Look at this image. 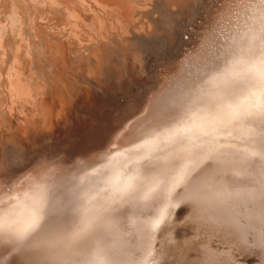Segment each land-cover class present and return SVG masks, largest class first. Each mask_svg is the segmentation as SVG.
Returning <instances> with one entry per match:
<instances>
[{
  "label": "rangeland",
  "instance_id": "rangeland-1",
  "mask_svg": "<svg viewBox=\"0 0 264 264\" xmlns=\"http://www.w3.org/2000/svg\"><path fill=\"white\" fill-rule=\"evenodd\" d=\"M24 1L0 0V12L1 10H3L2 12L7 11L1 15L4 18L2 22L9 18L7 17L9 11V16L16 13L13 10L25 16L26 10H31L30 16H32H28V13L24 18H27V23L34 27L37 25L38 34L41 35V41H39L41 44L37 45L38 50L36 52L34 50V54H31L32 56L35 55L36 58L31 56L29 59L31 61L20 65L17 79L14 78L17 83L15 81L9 85L8 88L12 87L6 88L7 92L1 93L0 90V94L3 95H0L2 96L0 97V204L2 207L8 202L10 203L11 199L21 196L22 191L19 189L24 184L26 188H22V190L24 189L22 194L28 193L29 188L36 186L35 184L43 183L45 178L44 182L47 183L49 189L52 185L59 184L60 180L61 182L63 180L64 183L65 180L69 179L67 183V189H69L74 179L77 180L88 172L85 168L86 165L96 163L110 154L109 159H112L116 170H108L103 184L94 188L100 189L112 178L122 175L127 170L128 174L135 177L133 184L138 186L137 189L140 191L137 194L133 191L121 192L114 196L110 212L114 216L113 220L116 225L114 232L117 233L112 236L114 242L111 244L109 255L106 256L103 264H231L233 261V264H245L246 259L247 264H264V260H262L264 259L262 249L264 223L256 224L254 218V213L257 212L256 205L253 204L250 209L239 206L224 208L221 194L204 195L206 186L220 181L222 176L227 181L228 179L230 181L235 179H233L231 173L233 171L231 170L221 171L222 173H217L218 176L216 174L215 160L217 157L225 159L227 155L224 156L213 145H206L194 154L182 155L183 153H179L173 157L165 156L169 160L163 157L161 151L164 147L163 144L173 137H190L192 140L193 138H209L217 133H226L216 127H213L212 130L202 129L201 117L194 115V109H191L193 107L189 101L186 102V107L179 106L180 102L170 104H166V102L172 97L178 98L181 92L185 93L187 90L192 91V93L211 96L219 84V80L226 79L228 82L235 80L232 72L228 76L226 75L227 67L230 65L234 54L236 55L243 49L242 45L245 40L249 41L251 38L264 42V3L261 0H191L190 5L181 10L186 0H180L176 5L177 8L175 7L178 10H171L169 24L166 23V25L160 22L165 10H150L149 7L152 6L148 5H145L147 8L142 7L141 10H134L129 14L122 11V14L118 13L117 17L113 16L112 20L102 23H99L98 19L93 20L85 17V26H81L85 27L86 31L80 27L79 29H82L80 31L85 34V37L92 38L88 46L86 38H82V36L80 38L79 35L74 38L72 35H68L67 27L65 28L64 24H69V20L65 13L63 15L60 13L56 17L57 13L52 15V12L50 14V11H46L50 7H41L44 13L41 8H35V3H32L33 0ZM93 2L94 0L91 3L90 0H87L86 3H90L88 5L95 4ZM63 3H60L59 10H72L67 3ZM17 6L20 8L17 9ZM108 12L105 11L107 14ZM54 16L56 19L58 18V21L54 19ZM10 18L11 20H9ZM10 18L9 21L6 20L7 23L4 22L5 30L11 24H8L12 21V17ZM44 19H49V21L46 22ZM59 20L61 24L57 27L54 22H59ZM102 26L107 27L103 28ZM2 28L0 29L1 34L3 33ZM109 33L112 37L108 35ZM100 34L101 37L108 39L107 41L119 42L120 45H117V49L114 50L113 48L107 56L102 58L98 56V58L92 57L91 59L81 57L80 52L87 53L86 47L90 49L92 43L93 45L102 44L103 40L100 41ZM113 43L111 45L114 47ZM33 48L36 49V46ZM2 75L0 76V88L8 79V76L2 77ZM244 77L241 81L242 85L245 88L246 86L250 89L257 88L258 93L255 92L251 94L252 96L244 95L239 98L240 102L243 99L245 103L250 104L252 111L244 113L243 117L239 119L238 131L234 133L235 139L232 141L229 139L228 154L230 158L231 155L237 156L238 160L242 162L237 160L241 165L239 171L241 175L248 174L251 170L250 167L253 168L259 163V157L262 153L261 144L264 145L263 140L251 150L245 148L243 143L242 146L240 144L242 132L246 133L245 129L251 127L250 120L254 113L264 110V93L259 91L261 81L254 80L249 75ZM164 86L168 90L166 93L161 90V88L164 89ZM19 88L20 90L17 91ZM23 88L25 89L22 90L24 93L21 91ZM160 90L164 93L161 94ZM160 94L162 96L164 94V96L162 97ZM94 95L95 97L92 99ZM100 97H102L101 103L95 105L94 101ZM157 97L159 99H156ZM150 98L156 100L148 101ZM137 100H140V103ZM141 100L147 103L146 108L143 106L145 103ZM153 102L156 104L154 105ZM137 105L141 107H137ZM153 105L154 107H151ZM195 105L196 103L193 106ZM148 106H150L149 110ZM132 108H135L138 114ZM138 108H142L140 111L147 110V113L143 111L144 115L141 114L144 116L143 121L129 129L127 125L134 123L140 117ZM128 110L131 114L127 112ZM133 110L134 112H131ZM102 113L103 116L100 117ZM132 113L137 114L134 120L131 117L135 118L136 114ZM149 113L152 116H149ZM129 114L135 116H127ZM117 115L120 118L124 116L121 119L118 118L120 123L118 125L122 134L118 137L117 143L112 137L114 132L101 142L102 145L97 143L99 146L92 148L89 153V156L93 154L95 156H91L94 159L92 162L89 159L86 162L83 161L85 164L83 166V162H77V157L66 158L64 152L60 151L61 154L59 151L56 152L63 144L64 148H68L67 151L72 152L77 150V147L85 146L90 138H87L88 134L85 135L87 132L85 128L94 121V118L95 121H99V118L100 120L103 118L102 121L107 119L109 123L112 122L111 127H113L115 125L113 121L116 120ZM125 118L129 120L127 121L128 124L120 122ZM107 120L103 121L105 123L102 124V128L106 126V122L108 123ZM229 120L231 119L229 118ZM95 121L92 122L91 126L96 123ZM105 128L102 130L106 131ZM117 128L115 127V129ZM156 128L162 129V132L150 135L151 132L148 130ZM101 129L100 132L102 133ZM81 130L82 132H80ZM254 130L257 133L255 128ZM251 132L253 131L249 130L248 134L250 135ZM74 135H81L83 139H87L84 140L85 145L81 144L83 142L79 144L77 142V147H74V145L76 146V143L73 142ZM223 135L228 137L227 133ZM64 140L67 141L63 142ZM67 143L68 146H66ZM120 144L124 147H130L115 154V147ZM149 154H152L153 158L151 163H147L143 159ZM55 156H57L56 160H59L60 164L56 160H52ZM59 156L66 158L65 162L69 166L72 164V167L65 165L63 158H61V163ZM46 157L49 159L46 160ZM50 160L51 163L54 162L48 164ZM42 164L45 169H40ZM45 164L48 165L47 168ZM38 167L42 170L41 174L37 171L39 170ZM117 170H119L118 173ZM136 170L141 173V178L136 177ZM31 171H33L32 175ZM229 174H232L231 177ZM23 176L24 178L27 176L26 181L25 179L22 180ZM240 177L239 175L236 176L239 183L243 181ZM17 180H22L21 186L24 182L21 188L18 187L19 184L15 183ZM20 181L18 182L20 183ZM29 181L32 182V185ZM91 188L92 186L89 190ZM15 189L18 190V193L14 191ZM53 190L58 192L57 188ZM81 191L82 189L79 191L80 194ZM11 193H16L17 196L13 197ZM77 197L73 193L63 196L61 201L68 206L71 205V211L69 208H67L69 212L63 210L64 212L61 213L63 216L58 215L57 212L60 211H55L58 215L56 218L53 215L55 213L52 214L51 212L47 217L51 221L53 218L55 220V222L52 221L51 230L39 237L35 235L36 238L33 237L29 240L30 242L24 241L19 246L8 249L4 252L5 261L3 264H28L29 262L31 264H69L70 258L75 262L85 260L100 237L96 235L100 231L93 232V236L92 234L87 236L90 239L87 237V239H80L79 243L78 241L74 244L59 243L60 251H50L49 248L42 245L44 238L54 239L57 231L62 230V228L67 229L71 226L72 221L77 220L75 207H73V205L80 203ZM47 219L46 221H49ZM102 233L103 231L100 234ZM105 237L106 241L109 242L111 235L107 233ZM34 244H36L35 247L37 245L39 248L43 247L42 250L38 248L40 251L36 248L38 252H41L38 253L39 256L38 254L35 255L37 252H35ZM84 244L86 245L83 246ZM25 251L26 255H24ZM27 251L28 258L26 257ZM236 252L237 256L242 252V256L237 258ZM245 253L247 256L250 253L249 256L251 257H247ZM252 253H257V256ZM32 254L36 257H40L42 254V257L36 259ZM251 254L256 256V259ZM232 256L236 258L234 259ZM26 258L28 259L27 263ZM239 258L243 261L238 262L236 259ZM255 260L259 261L256 262Z\"/></svg>",
  "mask_w": 264,
  "mask_h": 264
},
{
  "label": "bare ground",
  "instance_id": "bare-ground-1",
  "mask_svg": "<svg viewBox=\"0 0 264 264\" xmlns=\"http://www.w3.org/2000/svg\"><path fill=\"white\" fill-rule=\"evenodd\" d=\"M179 1L180 0H94L93 3H95V4L88 5V4H90L92 2V0H90V3H88V4L86 3L87 0H33L32 3L33 4L35 3V5H34L35 8H37V7L38 8H41V7H45L46 8V6L50 7V9L49 10L47 9L46 11H48V12L50 11L49 12L50 14L52 12V15H55V13H57L55 15L56 17L60 13H61V15H63L65 13L68 16V20H69L68 21L69 24H66V23L64 24L65 25V28L67 27L66 29H67L68 35H72L74 38L77 37L78 35H79V37L82 36V38H86V41L88 42V43L87 42L86 43L89 46V43L92 41V38L91 37L90 38L85 37V34H83L82 31H80L82 29H85V27H82L81 26V25L85 26L84 25V22H85V19L84 18L85 17L86 18L89 17V18H91L93 20H97L98 19V21H100L99 23H102L103 21L106 22L107 20H110L113 16H116L117 17L119 15L118 13H121L122 11L129 14V13H132L134 10H141L142 7H145V5L146 6L148 5V6H152V7H149L150 10H158V9L159 10H165L164 13H163L165 16L162 15L163 19H161L160 22H163L166 25V23H168V21L170 20L171 10H178V9H175V7H176V5H177V3ZM20 2H21V0H20ZM23 2H25V1L23 0ZM63 2L64 3H67L72 10H62V9L59 10L60 7H61V4L60 3H63ZM190 3H191V0H186V2L184 3V6L182 7L181 10H184L186 7H188L190 5ZM10 4H12V3H10ZM179 6H180V4H179ZM19 8H20V6L17 9H19ZM29 8H30V6H29ZM70 8H68V9H70ZM145 8H147V7H145ZM5 10H6V7H5ZM41 10H42V8H41ZM104 10L106 12H108V10H110V11L107 14V13H105ZM2 11L3 10H1V12ZM14 11L16 13H12L11 12L13 14V16H9L10 15V11H9V15L7 13V15H8L7 17H9V18L12 17V21L11 22H8V24H10V23L11 24L8 27H6V30L4 28V26H5L4 22L6 20L7 21L11 20V18L10 19L8 18L9 20L6 19L4 22H2L4 18L1 15H3L4 13H6L7 11L6 12H2V14L0 12V29H1V27H3L2 28L3 33L1 34V32H0V76L3 73L5 75H2V77L3 76H6V77L8 76L7 77L8 79L6 78L7 79V82L3 86H1V88H0L1 93H4L6 91V88L9 89V88L12 87V86H10L8 88L9 85L15 83V81L17 79L16 77L18 76V73H19V69L21 68L20 65H23L22 63L31 61L29 59H31L30 57L34 54V50L36 52L38 50L37 45L38 44H41L39 42V41H41L40 40L41 35H39L40 33L38 34L39 31H38L37 25L34 27L32 24L27 23L28 22L27 21V18H24L28 13H29L28 16H30V14H32L31 10H28V11L26 10L25 13H27V14L25 16H22L16 10H13V12ZM36 11H37V9H36ZM39 12H41V11H39ZM48 12H46V13H48ZM5 16H6V14H5ZM56 17L54 19H56ZM37 18H39V17H37ZM45 18H48V17H45ZM51 18H52V16H51ZM44 20H41V21H44ZM47 20L49 21V19H47ZM47 20H45V21L47 22ZM56 20L58 21V18ZM64 20H65V18H64ZM7 21H6V23H7ZM52 21H54V20H52ZM57 21L54 22V23L56 24L55 26L59 27L61 23H60V20H59V22H57ZM77 23H79V24H77ZM110 23H111V21H110ZM79 27L82 28V29H79ZM106 27H103V28H106ZM85 31H86V29H85ZM108 32H109V30H108ZM101 34H100L99 37H101ZM1 35L4 36L5 39L2 38ZM108 35L110 36V33ZM110 37H112V35ZM107 40L108 39H106L105 37H101V40L100 41H102L101 42L102 44L96 45L94 43L95 45H93V43H92L91 46H90V49L86 47L87 53L80 52L81 57L86 58V59H91L92 57H97L98 56L99 58L100 57L102 58V57L107 56L108 52L111 51V50H113V48H114V50L117 49V45L118 46L120 45L119 42L113 43V42L107 41ZM82 43H83V41H82ZM112 43L114 44V47H113V45H111ZM33 46H36V49L33 48ZM242 46H243L242 47L243 49L240 50L236 55L234 54V56L231 58L230 65L227 67L228 70H226L227 71L226 75L228 76L232 72V74L234 75L236 81L234 80L233 82H228L226 79L219 80V84L217 85V87L215 88V91L213 92V94L211 96H204V95H201V94H198V93H195V92L192 93V91L187 90L185 93L181 92L180 95H178V98L175 99V97H172V99L170 98L166 102V104H170V103H174V102H180L179 106L186 107V102L189 101V104H191L192 105L191 107H193L191 109H194V111H193L194 112V115H197L198 117H201L200 125L202 126V129L212 130L213 127H216L218 129H221L223 132H226L227 135H228V137L226 135H223V134H226V133H223V134L217 133V134H215V135H213V136H211L209 138H203V139H201V138L200 139H194L193 138L192 140H191L190 137H185V138H180V137L179 138H176V137H173L171 140H169V141H167V142H165L163 144L164 147L161 149V151L163 153L162 154L163 157H165V156H172L173 157V156H175L176 154H179V153H183L182 155H184V154L185 155H189L191 153L194 154L196 152H199L206 145H208V146L209 145L215 146V148L217 150H220L221 153L224 154V156L227 155L225 159L220 158V157H217V159L215 160L214 167L217 168L216 174L217 173H222L221 171L224 172V171L231 170V171H233V172H231L233 175L232 174L231 175L233 176V179L234 178L235 179L232 180V181H230L228 179V181H227V179L225 180L224 177L222 176L221 179H220V181H217L216 183L209 184L208 186H206V188L204 189V190H206L205 193H204V195L206 196V195H210L211 194V195L215 196V195L221 194L222 197H223L222 198V204H224L223 205L224 208H226V207L236 208V207L239 206V207H245V208L247 207L248 209H250L251 206L253 204H255L256 205L257 212L254 213V218H255L256 224L261 225V224L264 223V145L261 144V152L262 153H261V156L259 157V163H257V165L255 167H253V168L250 167L251 170L246 175H241L239 173L240 168H241V165H240L239 162H241V161L238 160V157L235 156V155L233 157L231 155V158H230L229 157V154H228V152H229V147L228 146L230 144V140L232 141V140L235 139L234 133L236 131H238V127L239 126H237V123H238L239 119H241L243 117L244 113H249V112L252 111L250 109L252 106L250 104H248V103H245L244 102L245 100H243V99L240 102L239 101V98L242 97V96H244V95L252 96L251 94L252 93L254 94L255 92L258 93L257 88L256 89H250V88H247V86L245 88V86L242 85L243 83L241 81L245 78L244 76L247 75V77H248V75H249L254 80H260L261 81V84H259V86H260L259 91L261 93L262 92L264 93V76L261 75L260 70H259L260 69V61H261V59H264V56H261V52L264 51V42L263 41H257L255 39L252 40L250 38L249 41L245 40V42H244V44ZM83 48H84V46H83ZM121 49H122V47H121ZM116 51H118V50H116ZM44 52L46 54V50L45 49H44ZM32 57H35L36 58L35 55L32 56ZM38 58H39V56H38ZM40 67H42V66H40ZM14 78H16V79L14 80ZM19 78H20V76H19ZM2 83H4V82H2ZM16 83H17V81H16ZM164 85H166V84H164ZM166 86H168V85H166ZM165 88L166 87L164 86V89L161 88V90L165 91V93H166V91H168V90L165 89ZM18 90H20V88L17 89V91ZM22 90H25V89L23 88V89H21V91ZM163 91H161V94L164 93ZM22 92L24 93V91H22ZM29 92H31V91H29ZM9 93L11 94V92H9ZM151 93H152V91H151ZM13 94H15L14 91H13ZM161 94H160V96H162ZM0 95H2V94H0ZM192 95H194V96L193 97H189V96H192ZM2 96H0V97H2ZM27 96H29V95H27ZM160 96H158V97H160ZM163 96H164V94H163ZM11 97H13V96H11ZM21 97H23V96H21ZM94 97H95V95L92 97V99ZM102 97H100L96 101H94L95 105L96 104L98 105V104L101 103ZM154 97H156V96H154ZM158 97L156 99H159ZM6 98H7V96H6ZM6 98H5V103H6ZM143 98H145V97H143ZM193 99H194V101H193ZM103 100H104V98H103ZM151 100H154V99H151L150 98V100H148V101H151ZM138 102H136V103H138ZM143 103H145V105H143V104L142 105L144 106V108H146V106H147L146 104L147 103L146 102H143ZM194 103H196L195 106H193ZM155 104L156 103H154V105ZM154 105L151 106V107H154ZM23 106H24V104H23ZM139 106L137 105V107H139ZM147 108L149 110L150 106H148ZM128 109H131V108H128ZM132 109L135 110V108H132ZM138 109H137V111H138ZM140 109H142V108H140ZM140 109L138 111V112H140L139 113L140 114V117H138L137 120H135L134 123L133 122L130 123L131 122L130 121L129 122L130 124L127 125V128L131 129L134 125H136L137 123H141L143 121L144 116H142L141 114L144 115V113H147V110L144 111L145 110L144 109L143 110L144 113H143V111H140ZM134 110L131 111V112H134ZM127 112H129V110ZM135 112H136V110H135ZM136 113H132V114H136ZM130 114L127 115V116H130ZM137 114H136V116L135 115H131V116H135V118L134 117H131V116L130 117L133 118V120H134V119H136ZM150 114L151 113H149L148 115L149 116H152ZM230 114H232L231 117H229ZM101 116H103V113L100 115V117ZM86 117H87V115H86ZM123 117H121V118H123ZM130 117H127V118H130ZM118 118L121 119L120 116L117 115L116 118H115L116 120L113 121L115 123V125L113 127H111V125H112L111 123L112 122L109 123V121L107 119H104V120H107L108 123H109V126H108V123L106 122V126L108 128H105L106 126L105 127L103 126V128H105L106 131H103L104 129L102 128V124L105 123V122H103L104 120L102 121L103 118L101 120L99 118V121H95V118H94V121L96 123L93 126H91V124L94 123V121H92L93 123L90 122L89 123L90 125H87L86 128H85L86 131H87L85 133V135L88 134V137L87 136L86 137L87 138L90 137L89 140L83 139L81 135L80 136L79 135H74L75 137H73L74 138L73 142L76 143V146L74 145V147H77V142H78V144L81 143V142H83L81 144L85 145L84 144V140H87L88 142H86L87 144L85 146H81V148L80 147H77L78 149L77 150L75 149V151L73 150L74 152H72V151H69V150L67 151L68 148L67 149L64 148V146H63L64 144H63L62 146H60L57 149L56 152H58V151L59 152L60 151L64 152L66 158H68V157H70V158L77 157L76 158L77 162H81V163L83 161L86 162L88 159H89L90 162H92V160H94V159H92L91 156H94V154L91 153L93 155L89 156V153L91 152L92 148H94L95 146L96 147L99 146V145H97V143L100 144V145H102L101 142L105 141L108 138V136L111 133H113V132L114 133H113V136L112 137L115 138L114 141L117 143L118 137L122 134L121 128L118 125V124H120ZM127 118L123 119V121L121 120L120 122L121 123L122 122H125L124 124H128L127 121H129V120H126ZM229 118L231 120H229ZM145 119L147 120V118H145ZM96 120H97V118H96ZM255 121H256V123H255ZM144 122H145V120H144ZM250 122H251V124H250L251 127L245 129V132L246 133L242 132L243 136L241 135L242 136V142L240 144L242 146V143H243V145L245 146V148L247 147V148L253 150L254 146L257 145V143H260L261 141L264 140V121L261 120L260 112L259 113L258 112L257 113H254V115H253L252 119L250 120ZM151 123H152V119H151ZM256 125H258V126H256ZM84 127H85V125H84ZM115 127H118V128L115 129ZM122 128H124V127H122ZM254 128L256 129V132L257 133H255ZM100 129L102 130V133L100 132ZM249 130H252L253 131V132H251L250 135L248 134V131ZM84 131H83V133H84ZM148 131L151 132L150 135H152L153 133H155L153 135H156V134L162 132V129L156 128V129H149ZM80 132H82V130ZM69 139L71 140L72 138H69ZM69 139H67V140H69ZM67 140H64L63 142H65ZM129 142H131V141H129ZM59 143H62V142H59ZM66 146H68V143H67ZM129 147H124L123 145L120 144V145H118V146L115 147L116 148L115 154H118V152H121L124 149L129 148ZM95 151H97V150H95ZM60 154H61V152H60ZM109 156H110V154L106 155L102 160H100V161H98L96 163L90 164V165H86V166H85V164L83 162V166H85V168H87L88 172L85 175H83L82 177L80 176L81 178L79 177V179H77V180L74 179V181H72V184L69 186V189H67V185H68L67 183L69 182V179L68 180H65L64 183H63V180H62V182L60 180V182H61V183L59 182L60 186L57 183L58 186H57V184H56V186L55 185L54 186L52 185L51 187L49 186L51 188V189H49L48 186H47V183L45 184V182H44L45 179H46L45 178L44 181L42 180L43 181V183H41L42 185L40 184V182H39L40 185H38V183L35 182V183H37V184H35L36 186H34L35 188L34 187L33 188L31 187L33 190L31 188H29L30 189V191H29L28 188H27V190L29 192L26 193V194H22V192L24 191V189L26 188V186H25L24 182H23L24 186L22 184L23 187L20 184H21V181L24 180L27 176H25V178L23 176V179L21 181L20 180H17V182H15V183H17V184L20 185L18 187H20V188L21 187L22 188L25 187L23 190H22V188L19 189L20 191H22L21 192V196L20 197H16L13 200L11 199V202L10 203L8 202V204L6 203V205L4 207H2V205L0 204V207H2V208H0V264H3V261H5L4 258H3V255H5L4 252L8 251V249L12 248L13 246H19L24 241H27L28 242L29 240H31L36 235V231H32L30 229V227H29L30 224L32 223V221L36 217H39L40 218L39 219L40 224L41 225H44L43 224V223H45L44 221H46L47 217H49V214L51 212H52V214L55 213L53 215L56 218V217H58V215L63 216L61 213L64 212L63 210H67V208H69L70 211H71V209H72L71 208V205L68 206V204L62 202L61 199H62L63 196H65L67 194H72V193L73 194H76V196H78L77 198L81 199V200L78 199V201H80L79 204L73 205V207H75V209H74L75 210V213L77 214V217H76L77 220L72 221L71 226L68 227L67 229L62 228V230L57 231V233L55 234V238L54 239H56L57 241H59V243L66 244L68 242L69 244H74L77 241L79 243V240L80 239L83 240L84 238H86L87 236H89L91 234L93 236V232L100 231L98 234H96V235H99L100 237L97 239L96 244L93 246L90 255L85 260L83 259L80 262H78V261L75 262V261H73L70 258L68 260V262H69V264H103L105 262L106 256L109 255L110 246L114 242V241H112V236H113V234L116 235V233H117V232H114V230L116 229V225L114 224V220H113V217L114 216H112V213L110 212L111 203H112V200H113L114 196H116V194L121 193V192L123 193V192H131V191H133V193H136L137 194L140 191V189H137L139 187L138 186H134V184H133V178H135V177H133L130 174H128L127 173V170L124 173H122L123 176L122 175H118V176H115L114 178L111 177L112 179L110 180V182L106 183L100 189L94 188L95 186H97L99 184H103L104 177L106 175V172H108V170L109 171L116 170L115 164L113 163L112 159H109ZM56 157L57 156L53 157V159L51 157L50 158L52 160H56L57 159ZM61 158L64 159V161H63V163H64L66 158L60 157L59 158L60 161H61ZM166 158L167 157H165V159ZM48 159L49 158H47L46 160H48ZM143 159L145 160V162H147V163L150 162L151 163L152 162V159H153L152 158V154H149L148 157L143 158ZM46 160L44 158V161H46ZM166 160H169V159H166ZM56 161H57V163H59L58 162L59 160H56ZM47 163H48V161H47ZM50 163H51V160H50V162L48 164H50ZM61 163H62V161H61ZM66 164H67V162H65V165ZM43 166H44L43 164L41 166L42 168L39 166L40 169H45V168H43ZM45 166L47 168L48 165L45 164ZM39 167H38V169H39ZM80 169L82 171H84L82 168H80ZM39 170H37V171L40 172V174H41V171L42 170H40V171ZM33 171H35V170H33ZM33 171H31V175H32V172ZM69 172H71V171H69ZM118 172H119V170H117V173ZM135 173H136L135 175H136L137 178H141L142 177L141 176V173L140 172H137V170H136ZM20 174H22V173H20ZM35 175H36V173H35ZM231 175H230V177H231ZM238 175H239V177L241 176L240 178L243 179L242 182L240 181L241 183H239L237 181V179H236V176H238ZM28 176H30V175H28ZM33 176H34V174H33ZM217 176H218V174H217ZM26 179H25V181H26ZM18 181H20V183ZM32 181H34V180H32ZM29 183H31V185H32V182L29 181ZM17 184H15V185H17ZM26 185H28V184H26ZM91 186H92V188L89 190V188ZM18 187L15 186V188H17V189H18ZM29 187H30V185H29ZM56 188L58 189V192L57 193L53 190V189H56ZM81 189H82V191H81V194H80L79 191ZM14 191L15 192L17 191L16 193H18V190L15 189ZM12 193H13V191H12ZM16 193L15 194H12V196L13 197L15 195L17 196ZM51 194H54V195H51ZM50 195H51V197H49ZM4 197H6V196H4ZM8 198L9 197L7 195V199ZM65 207H66V209H65ZM69 209L67 210L68 212H69ZM55 211H60V212H57L58 213V215H57V213ZM64 217H65V215H64ZM65 218H67V217H65ZM48 219L50 220V218H48ZM57 219L59 221V218H57ZM52 221L55 222L54 218H53ZM101 230L103 231L102 234H100L102 232ZM47 232H49V231H47ZM107 233H109L111 235V238H110V241L109 242L106 241L107 239H105L106 238L105 235ZM36 237H34V238H36ZM87 238H89V237H87ZM37 243L39 244V242H37ZM93 243H94V241H93ZM36 244H34V247H35ZM85 245L86 244H84L83 246H85ZM36 248L38 249L39 246L37 245V247H35L34 249L36 250ZM42 248H39V249L42 250ZM39 249H38V251H40ZM262 249L264 251V244L262 246ZM38 251L37 250L35 251V252H37V253H35V255H37L38 253H41V252H38ZM234 253L233 254L231 253V254L234 255ZM240 253L242 254V252H240ZM27 254H28V251H27ZM30 254H31V251H30ZM246 254L247 253H245V255ZM249 254H248V256L247 255L246 256L250 258L251 256H249ZM6 255H7V253H6ZM21 255L23 256V253ZM24 255H26V251H25V254ZM32 255H34V254H32ZM240 255L238 254V256H240ZM253 255H256L257 256V253L256 254L254 253ZM253 255H252V257H254V259H256V256H253ZM258 255H262V254H258ZM38 256H39V254H38ZM236 256H237V252H236ZM238 256H237V258H238ZM26 257L28 258L29 257V254ZM37 257L35 256L34 258H36V259L40 258V257H42V254H40V257H38V258ZM232 257L234 258V256H232ZM27 258H26V260L24 259L26 261V263H27V260H28ZM31 259H33V258H31ZM36 259H34V260H36ZM234 259H232V260H234ZM29 260H30V258H29ZM236 260H238V262H239L242 259L239 258V259H236ZM262 260H264V259H262ZM25 261H24V263H25ZM255 261L257 262L259 260H255ZM255 261H252V262H255ZM233 262L231 263V261H230L231 264H233ZM247 263L248 262H247V259H246L245 264H247ZM28 264H31V263L29 262Z\"/></svg>",
  "mask_w": 264,
  "mask_h": 264
},
{
  "label": "snow or ice",
  "instance_id": "snow-or-ice-1",
  "mask_svg": "<svg viewBox=\"0 0 264 264\" xmlns=\"http://www.w3.org/2000/svg\"><path fill=\"white\" fill-rule=\"evenodd\" d=\"M261 2L264 3V0H261ZM261 56H264V51L261 52ZM259 70H260L261 75L264 76V59H261L260 61ZM260 117H261V120L264 121V110L260 112ZM39 219H40L39 217H36L29 226L32 231H36V236L38 237L41 236L46 231H49L51 224H52V221L49 220V221H46L44 225H41L39 222ZM42 244L45 247L49 248L50 250L60 251L59 241H57L56 239L44 238L42 240Z\"/></svg>",
  "mask_w": 264,
  "mask_h": 264
}]
</instances>
